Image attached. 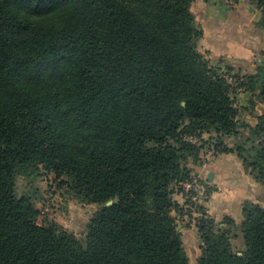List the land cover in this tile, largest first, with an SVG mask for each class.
Here are the masks:
<instances>
[{
	"label": "trees",
	"instance_id": "trees-1",
	"mask_svg": "<svg viewBox=\"0 0 264 264\" xmlns=\"http://www.w3.org/2000/svg\"><path fill=\"white\" fill-rule=\"evenodd\" d=\"M193 1L0 0V264H189L173 198L197 178L188 161L234 153L264 184V116L242 122L224 79L264 103V60L248 76L210 65ZM41 171L96 205L84 243L17 194ZM186 204L197 264H264V206L243 203L235 250L234 220Z\"/></svg>",
	"mask_w": 264,
	"mask_h": 264
},
{
	"label": "crops",
	"instance_id": "crops-1",
	"mask_svg": "<svg viewBox=\"0 0 264 264\" xmlns=\"http://www.w3.org/2000/svg\"><path fill=\"white\" fill-rule=\"evenodd\" d=\"M191 10L203 32L199 50L206 54L209 64L222 71L229 67L242 76L254 74L256 64L264 60V31L258 25L261 9L249 0H194ZM250 97L251 93L243 89L237 90L233 96L239 109V119L248 126H254L258 117L264 116V103L254 99L252 104ZM207 137L203 135L204 139ZM200 158L201 153L198 159H190L187 167L209 189V195L201 206L218 224L224 218L234 220L238 230L235 235L240 237L235 236L231 242L234 244L239 238L243 246L239 232L242 205L252 202L264 206V184L246 172L234 153L213 155L205 167L200 166ZM64 196L73 200L66 194ZM173 198L184 210L182 215H173L177 218L189 262L188 244L197 260L200 255L199 236L194 222L185 213L186 196L176 192Z\"/></svg>",
	"mask_w": 264,
	"mask_h": 264
},
{
	"label": "rangeland",
	"instance_id": "rangeland-1",
	"mask_svg": "<svg viewBox=\"0 0 264 264\" xmlns=\"http://www.w3.org/2000/svg\"><path fill=\"white\" fill-rule=\"evenodd\" d=\"M57 181L52 174L41 171L37 175L16 176L15 189L18 195H31L34 199H41L37 203L39 208L38 221L40 223L54 220L65 230L74 234L76 238L84 243L85 226L96 205H83L75 200L67 199L64 187H58ZM239 236L240 235H235ZM199 246L200 240L198 239ZM235 250H240V240L237 238L233 244ZM190 256V264H197L192 255L189 244L186 246Z\"/></svg>",
	"mask_w": 264,
	"mask_h": 264
},
{
	"label": "built area",
	"instance_id": "built-area-1",
	"mask_svg": "<svg viewBox=\"0 0 264 264\" xmlns=\"http://www.w3.org/2000/svg\"><path fill=\"white\" fill-rule=\"evenodd\" d=\"M224 79L226 83L234 89L233 95L237 90L241 89L238 87L239 79L234 77L232 72L225 73ZM186 140L195 144L198 143V139L195 136H187ZM211 157H213V152L211 149H202L200 166L205 167L208 159H210ZM183 190L184 195L190 200L193 205H201V203L206 199L207 186L202 180H199L198 178L193 177L191 180L185 182L183 184ZM193 214L194 216H197L195 212Z\"/></svg>",
	"mask_w": 264,
	"mask_h": 264
},
{
	"label": "water",
	"instance_id": "water-1",
	"mask_svg": "<svg viewBox=\"0 0 264 264\" xmlns=\"http://www.w3.org/2000/svg\"><path fill=\"white\" fill-rule=\"evenodd\" d=\"M259 96H260V92H258V94L256 95L255 100H258ZM117 202H118V199L109 200V201H107V202L105 203V206H110V205H112V204H114V203H117ZM176 229L179 230V225H178V224H177V226H176ZM239 255H240V253H239Z\"/></svg>",
	"mask_w": 264,
	"mask_h": 264
},
{
	"label": "snow or ice",
	"instance_id": "snow-or-ice-1",
	"mask_svg": "<svg viewBox=\"0 0 264 264\" xmlns=\"http://www.w3.org/2000/svg\"><path fill=\"white\" fill-rule=\"evenodd\" d=\"M40 3L42 6H48L52 5L54 3V0H40Z\"/></svg>",
	"mask_w": 264,
	"mask_h": 264
}]
</instances>
